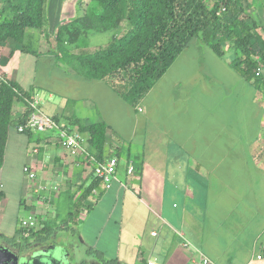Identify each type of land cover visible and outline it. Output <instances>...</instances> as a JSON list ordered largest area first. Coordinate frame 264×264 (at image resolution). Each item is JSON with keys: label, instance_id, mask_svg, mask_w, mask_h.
<instances>
[{"label": "rangeland", "instance_id": "374dc122", "mask_svg": "<svg viewBox=\"0 0 264 264\" xmlns=\"http://www.w3.org/2000/svg\"><path fill=\"white\" fill-rule=\"evenodd\" d=\"M4 1L0 0V4ZM88 1L82 0L81 4V0H48L47 14H62L63 19L69 15L73 19L84 13ZM6 15H12V8L7 7ZM127 22L124 21L118 33L114 30L103 33L89 31L78 43L64 44L62 55L57 51L60 56L55 53L32 56V66L27 69L28 81H32V93L40 100L38 106L41 111L51 116L60 115L62 123H68L67 118L60 114L64 107L68 111L77 112L81 117L87 116L89 120L103 118L115 131L116 141L123 145L124 152L131 150L135 159L145 162L146 156L154 155L155 152L163 156L169 152L170 156L185 158L178 167L179 172L185 171L190 162L186 158L190 149L193 150L191 160L200 155H249L246 153L245 142L255 140V136L261 135L262 131L264 133V90L255 87L230 65V53L220 57L209 45L194 39L167 72L154 81L145 96L137 101V107L120 97L105 81L88 79L76 73L77 60L71 56L72 53L90 54L107 46L115 34L123 35L128 31L130 26ZM41 30L42 27L27 29L28 33L32 32V50L39 49ZM66 96L73 101L68 104ZM15 105L20 106L18 101ZM22 109H25V105ZM17 127V121L10 125L12 155H9L0 173L1 178L8 180H0L5 191V195L0 197V232L20 238V218L24 212L44 209L40 215L42 220L48 223L51 221L57 227L61 224L75 227L82 239L91 243L97 224H103L111 209L113 199L107 195L109 192L101 197L103 190L99 185L96 188L98 193L93 192L86 202L80 200L84 187L91 183L93 177L90 167L87 178L79 181L78 187L65 186L56 181L57 188H47L52 192L51 200L45 207L40 206L42 203L37 201L38 193L34 192V188H40L39 179H33L29 193L30 180L23 170L22 161L24 155L30 156L29 152L32 154V145L37 143L38 137L43 138L50 129L46 132L36 131L34 137L28 139L26 134L16 130ZM50 134L53 135V132ZM261 139H264V134ZM14 140H19V144H13ZM206 140H211L213 144L210 145ZM242 144L243 148L239 147ZM124 163L122 159L121 165ZM172 167L177 171L175 164L169 167V171L174 172ZM78 170L82 171L83 166H78ZM24 186L25 196L22 194ZM46 190L41 191L44 193ZM25 200L29 204L28 208L24 206ZM119 212L117 204L114 212L116 216L113 218L118 217ZM140 215L138 210V219L130 218L126 221L127 231L138 229L141 224ZM47 217H50V221ZM111 242L114 251V239L111 238ZM85 248L86 245H82V250ZM144 251L146 257L150 255L148 250Z\"/></svg>", "mask_w": 264, "mask_h": 264}, {"label": "crops", "instance_id": "0c3cea01", "mask_svg": "<svg viewBox=\"0 0 264 264\" xmlns=\"http://www.w3.org/2000/svg\"><path fill=\"white\" fill-rule=\"evenodd\" d=\"M245 15L257 22L258 33L264 42V0H246ZM71 20L73 19L69 15L67 19H63L62 14H46L38 50H32V32L26 31L22 43L12 39L0 41V76L18 82L25 90L31 92L30 98H36V94L32 93V81H28L27 73L28 67L32 66V56L39 57L44 53L56 55L57 51L61 53L56 34L60 26ZM34 71L37 72V69ZM65 98L68 104L69 101H73L68 96ZM18 103L20 106H16L15 102L13 108L14 121L26 109L25 101L20 100ZM24 105L25 109H22ZM60 114L67 118L68 123L60 121L63 126L70 125L71 116L87 124L106 122L110 127L107 152L117 147L120 149L116 178L111 187L102 188L101 193V197H104L105 193L109 192L107 195L113 199L105 219L106 223L104 220L103 224H97L91 243L84 239L101 258L117 264H147L148 260L158 264H201L204 257L209 258L214 264H264V139H261L263 131L261 135L255 136V140L244 143V146L247 145L246 153L249 155L243 153L240 155L226 153L217 157L200 155L191 160L193 150L190 149L186 157L190 162L185 171L179 172L178 167L185 158L170 156L169 152L167 156L159 155L157 152L148 155L147 162L135 159L131 150L128 153L124 152L123 145L116 141L115 131L103 118L89 120L87 116L81 117L77 112L66 110V107ZM48 131H45L43 138L38 137L37 143L32 145V149L38 148L39 152L31 150L32 154L29 152L30 156L24 155L22 161L23 170L25 166H30L39 179L40 188L38 190L33 188L34 192L38 193L37 201L42 203L40 205L42 207L51 200L52 192L49 189L53 186L56 188V181L65 186L78 187L79 181L87 178L88 169L91 167L85 161L72 156L70 151L58 142L54 130ZM50 132H53V135ZM34 133L24 134L30 139L34 137ZM11 138L12 133L9 129L3 165L8 161L9 155H12ZM13 142L19 144V140ZM207 143L213 144L211 140ZM226 145L231 147L230 144ZM239 147L243 148V144ZM234 151L239 153L238 150ZM122 159L125 163L121 165ZM130 163L134 165V172L131 175L128 174ZM213 163L215 165H207ZM172 164L177 166L175 167L177 171L173 167L174 172L169 171ZM197 164L199 165L196 166ZM78 166H83V170H78ZM1 179L8 181L6 178L0 177ZM32 181L30 180L28 184L29 193ZM47 188L49 189L46 190ZM41 190L46 191L43 193ZM25 192L24 186L22 194ZM4 195L3 188L1 197ZM117 204L120 215L113 218L116 216L114 212ZM24 206L29 207L27 200L24 201ZM43 210L35 211L42 215ZM138 210L141 212L139 230L127 231L126 221L130 218L138 219L136 216ZM35 211L31 209L27 213ZM27 213L24 212V215ZM50 223L52 224L51 221ZM111 238L115 241L114 251L111 249ZM143 248L149 251V256H145ZM258 255H262L263 258H258Z\"/></svg>", "mask_w": 264, "mask_h": 264}, {"label": "trees", "instance_id": "16d2710c", "mask_svg": "<svg viewBox=\"0 0 264 264\" xmlns=\"http://www.w3.org/2000/svg\"><path fill=\"white\" fill-rule=\"evenodd\" d=\"M245 1L89 0L82 15L59 27L56 41L62 55L64 44L78 43L89 31L118 33L127 20L128 31L123 35L115 34L107 46L94 53L71 56L77 60V73L105 81L134 107L194 39L209 45L220 57L230 53V65L255 87L264 90V74L256 75L257 68L264 67V42L257 22L245 15ZM47 3L48 0L4 1L0 7V41L12 39L22 43L29 27H42ZM7 7L12 8V15H6ZM30 96L31 92L18 82L0 76V169L9 128L14 121V104L25 101L26 109L16 119L18 126L25 124L31 112L27 104ZM54 118L60 123V116ZM65 127L85 135L87 146L99 159L116 156L120 160L119 147L107 152L110 127L106 122L87 124L71 116L70 125ZM98 185L99 179L93 175L80 200L86 202ZM42 223L32 236L53 229V224ZM19 232H22L21 227ZM31 237L23 236L27 240Z\"/></svg>", "mask_w": 264, "mask_h": 264}, {"label": "built area", "instance_id": "2783aa9c", "mask_svg": "<svg viewBox=\"0 0 264 264\" xmlns=\"http://www.w3.org/2000/svg\"><path fill=\"white\" fill-rule=\"evenodd\" d=\"M264 74V67L259 66L256 70V75ZM37 98H31L28 100L29 108L31 109L30 115L25 124L18 126V131L24 132L25 130L41 132L47 129L54 130L57 134V139L60 144L67 148L71 155L77 160H83L87 164L91 165L93 175L99 179V184L103 189L111 187L113 180L116 178L117 167L119 159L116 156L105 157L103 160L99 159L87 146V137L80 132L69 131L65 126L61 125L54 116L48 115L42 112ZM33 152L38 153L39 149H33ZM25 173L30 180L36 178V173L32 171L30 166L24 167ZM134 172L133 163L129 164L128 174L131 175ZM57 188V187H56ZM97 188V187H96ZM93 192L98 193L97 189ZM39 188H37L38 190ZM3 193V184L0 181V197ZM42 218L35 212H29L24 215L20 220V227L22 228L21 235L31 237L33 231L43 226ZM258 258H263L262 255H258ZM147 264H158L155 261L148 260ZM201 264H214L209 258L204 257Z\"/></svg>", "mask_w": 264, "mask_h": 264}, {"label": "flooded vegetation", "instance_id": "af4514ba", "mask_svg": "<svg viewBox=\"0 0 264 264\" xmlns=\"http://www.w3.org/2000/svg\"><path fill=\"white\" fill-rule=\"evenodd\" d=\"M82 245H86L82 250ZM117 264L101 258L75 227L61 224L28 240L0 232V264ZM35 260V261H33Z\"/></svg>", "mask_w": 264, "mask_h": 264}, {"label": "water", "instance_id": "95a60500", "mask_svg": "<svg viewBox=\"0 0 264 264\" xmlns=\"http://www.w3.org/2000/svg\"><path fill=\"white\" fill-rule=\"evenodd\" d=\"M33 261H35V260H33ZM32 263H34V262H32V260H27V261L23 262L22 264H32Z\"/></svg>", "mask_w": 264, "mask_h": 264}]
</instances>
